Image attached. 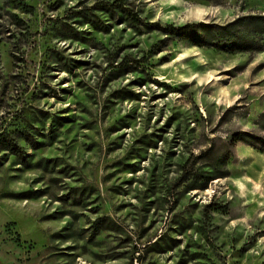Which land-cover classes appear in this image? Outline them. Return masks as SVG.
Returning a JSON list of instances; mask_svg holds the SVG:
<instances>
[{
    "label": "rangeland",
    "instance_id": "374dc122",
    "mask_svg": "<svg viewBox=\"0 0 264 264\" xmlns=\"http://www.w3.org/2000/svg\"><path fill=\"white\" fill-rule=\"evenodd\" d=\"M248 13L264 0H0V131L24 149L0 153V264H264V151L180 184L212 140L264 136V48L147 26Z\"/></svg>",
    "mask_w": 264,
    "mask_h": 264
},
{
    "label": "trees",
    "instance_id": "16d2710c",
    "mask_svg": "<svg viewBox=\"0 0 264 264\" xmlns=\"http://www.w3.org/2000/svg\"><path fill=\"white\" fill-rule=\"evenodd\" d=\"M98 7L111 13L119 12L116 9H120L123 13L132 14L122 5L113 4V7H110V5L97 3L93 8ZM147 26L150 30L161 32L166 37L188 39L198 46L219 51L252 52L264 48V13H248L226 23L201 21L184 25L173 23L162 25L160 22H153L147 23ZM262 116L264 118V113ZM239 142L264 151V136L250 131L234 132L223 146H217V143L212 140L209 147L192 155L189 163L183 166L180 184L189 182L190 190H205L213 180L227 178L230 175L228 161L232 156L233 147ZM1 152H9L18 157L24 156L23 147L6 131H0ZM106 223L105 218L99 217L94 222V228L99 230L106 226Z\"/></svg>",
    "mask_w": 264,
    "mask_h": 264
}]
</instances>
